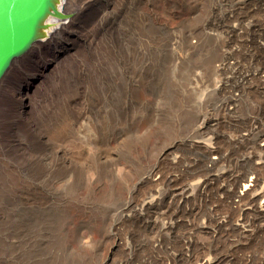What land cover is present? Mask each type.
Instances as JSON below:
<instances>
[{
  "label": "rangeland",
  "instance_id": "1",
  "mask_svg": "<svg viewBox=\"0 0 264 264\" xmlns=\"http://www.w3.org/2000/svg\"><path fill=\"white\" fill-rule=\"evenodd\" d=\"M68 1L46 46L71 47L24 112L14 89L51 50L38 42L0 85V264H264V0ZM85 72L96 96L83 83L74 105ZM74 108L108 116L90 154Z\"/></svg>",
  "mask_w": 264,
  "mask_h": 264
},
{
  "label": "bare ground",
  "instance_id": "2",
  "mask_svg": "<svg viewBox=\"0 0 264 264\" xmlns=\"http://www.w3.org/2000/svg\"><path fill=\"white\" fill-rule=\"evenodd\" d=\"M68 0H59V4H58V9L62 12H66L69 11L68 9ZM68 8V9H67ZM69 15V14H68ZM69 18V17H68ZM68 18H58V17H54V16H50L47 19V23H48V28L46 30V35L45 37L40 40V47H39V54H41L42 52H44L46 49H50L48 48L46 45L50 44V41L52 40V38L54 37V35H57V33H60L64 28H68V23H69V19ZM71 33V32H70ZM72 34V33H71ZM70 34V35H71ZM72 36H75L72 34ZM68 38L64 44L61 46V48L63 49L58 50L55 47L51 48V53H52V57L49 58L47 61H45L44 63H42V65L40 66V68L36 71V73H25V77L23 80L18 82V86L16 87V90L14 89L15 93L13 94V98H15L17 105H18V112H24L25 110V106L27 105V100L30 96V92L32 91L31 89L34 87V85H37V82L41 79L43 73L45 71L48 72V70L54 66L55 64H57L58 60L55 61L58 56H60V54H65L64 52H67L68 49L71 47V38ZM37 45V44H36ZM67 55V54H66ZM62 57V56H61ZM122 60V59H119ZM69 62V61H68ZM73 62V61H72ZM115 63V62H114ZM127 63V61H126ZM126 63H123V65H126ZM66 64V63H65ZM64 65V64H63ZM96 65V64H95ZM120 65V64H119ZM70 66V65H69ZM100 66V63H99ZM116 66V65H115ZM71 67V66H70ZM123 67V66H122ZM126 67V66H124ZM123 67V68H124ZM128 68V67H127ZM76 69V68H75ZM125 69V68H124ZM52 70V69H51ZM122 70V69H121ZM83 71V70H82ZM126 71V70H125ZM52 73V72H51ZM129 73V72H128ZM79 74V73H78ZM81 74V73H80ZM79 74V75H80ZM83 74V73H82ZM125 74V73H124ZM130 74H132V76L130 77ZM125 75V77H117L120 81V83H126L127 85V97L129 96V98L132 100L133 99V88H135L137 90L136 94L141 96V91H139V87H141L143 85V82H141L140 80L136 79V76L138 77V75H136L135 73H130ZM116 75V74H115ZM75 76V75H74ZM121 76V75H120ZM146 76V75H145ZM73 77V76H72ZM116 78V79H117ZM112 79V78H111ZM116 79H112L111 81H114L116 83V85H119L117 83ZM141 79V77H140ZM148 79V78H147ZM85 81V82H84ZM72 89H71V96H70V100L74 105H77L80 101L78 99L79 96V87L80 85H82L83 83L86 84L85 86V95L87 93H93L95 94V90H94V84L90 79V75L87 74V72L84 73V77L82 78V80L79 82V79L76 77H73L72 80ZM83 88V87H82ZM84 90V89H83ZM113 90V89H112ZM111 90V93H115L114 91ZM115 90V89H114ZM116 91V90H115ZM118 92V91H117ZM121 92V91H120ZM124 92V91H123ZM141 94H140V93ZM125 93V92H124ZM129 94V95H128ZM32 95V94H31ZM126 95V93H125ZM96 96V94H95ZM84 100L82 101L83 107L86 108L87 107V103L85 102V97H83ZM127 99V98H126ZM112 103L114 102V100H111ZM117 105V104H116ZM80 110V109H79ZM90 111V110H89ZM87 111V112H89ZM86 112V111H85ZM78 113L80 114V118H82V120L80 122H78ZM83 113V110L81 109L80 111H78V109L74 108V114H73V119L71 122V126L73 128L72 132H71V137L73 138L72 141L76 142L79 144V147L77 148V151L79 152V150L81 149V152L83 153H87L90 154L91 152H93L92 150H96L97 146L96 143L97 140H99V137L96 133L91 134V137L93 136L94 139L90 140L88 137V132H90V126H97V127H104L107 123L108 120V116L105 114H101L100 116H98V119L92 123V116L89 115V113ZM82 115V116H81ZM27 117V116H26ZM80 127H83L86 130V134L84 135H80L78 133V131H80ZM90 134V133H89ZM112 136L116 139L120 136V133L117 131H114L111 133ZM261 141V145L264 146V139H260ZM152 171V170H151ZM151 171L147 172V177L150 176ZM244 182L241 184L239 194H242L244 192H247L248 190L254 189L253 188V182L254 179L253 178H249L247 179V177L243 180ZM207 182L206 181H201V182H197L194 185L195 189H204L207 186ZM185 188V187H184ZM135 189L133 188L132 191H134ZM183 187H176L173 190V194H183ZM168 196V195H167ZM166 196V197H167ZM163 199H165V195L163 197ZM167 201V200H166ZM163 202V201H162ZM132 202L128 200V202H126L127 205H130ZM165 203V202H164ZM151 207V205H150ZM161 213H163V211H161ZM173 254V253H172ZM183 257V258H182ZM173 259L174 260H181V262L185 261L186 258L183 256L182 253L173 254ZM213 258H205L203 259L199 264H211L212 263Z\"/></svg>",
  "mask_w": 264,
  "mask_h": 264
},
{
  "label": "water",
  "instance_id": "3",
  "mask_svg": "<svg viewBox=\"0 0 264 264\" xmlns=\"http://www.w3.org/2000/svg\"><path fill=\"white\" fill-rule=\"evenodd\" d=\"M59 0H0V85L13 64L42 40L50 16L67 18Z\"/></svg>",
  "mask_w": 264,
  "mask_h": 264
}]
</instances>
